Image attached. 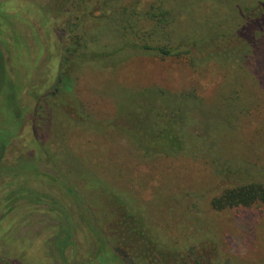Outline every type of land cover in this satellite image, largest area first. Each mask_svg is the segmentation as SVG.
<instances>
[{
    "label": "rangeland",
    "instance_id": "obj_1",
    "mask_svg": "<svg viewBox=\"0 0 264 264\" xmlns=\"http://www.w3.org/2000/svg\"><path fill=\"white\" fill-rule=\"evenodd\" d=\"M161 1L171 12L174 43L230 31L243 3ZM158 2L70 0L58 11L57 0H0V55L22 112L0 161V264H125L109 252L103 223L68 191V185L85 190L92 184L111 196L109 206L126 203L137 210L161 244L192 249V260L264 264V204L221 212L210 207L231 186L264 184L258 75L250 66L243 72L219 62L192 72L173 59L119 50L124 40H142V19ZM125 19L137 31L126 38ZM77 42L104 57L81 64L62 86L67 51ZM250 75L255 79L246 83ZM187 94L198 103L181 101ZM67 99L81 110L72 117L76 127L50 103L64 106ZM2 100L0 127L7 133L10 117ZM148 106L154 108L151 123L142 119ZM171 113L177 122L187 118L186 126L175 125L180 135L185 127L184 150L165 155L152 140L167 131Z\"/></svg>",
    "mask_w": 264,
    "mask_h": 264
},
{
    "label": "trees",
    "instance_id": "obj_2",
    "mask_svg": "<svg viewBox=\"0 0 264 264\" xmlns=\"http://www.w3.org/2000/svg\"><path fill=\"white\" fill-rule=\"evenodd\" d=\"M57 1V9L58 11H62L70 0ZM75 1L80 3L84 2V0ZM242 1L243 3L240 5L237 13V24L231 26L232 29L230 31L221 32V34L216 35V37L212 34L209 37L204 34L199 39H179L177 43H174L172 42L170 32V28L174 23L169 19V17H171V12L165 9L164 2L159 0L157 5L152 6L149 13H146L142 19L143 25L147 26V28L143 27L144 37L142 40L137 44L124 40L126 42H123L119 50L142 52L160 59H173L186 65L192 72L204 66L214 67L218 62L228 66V68H235L243 72L244 69L250 66L249 68H251V71L258 75L257 81L259 83L255 84L257 86H262L264 100V0ZM64 12L66 13L67 10ZM123 13L125 14L124 17H130L127 10H123ZM126 22H128V19H125V23ZM128 23L129 25L122 29L121 35L124 38H126L127 35L133 34V32H137L134 30L131 23ZM135 25L137 28V24ZM159 34H161L162 38H159ZM157 36L160 41L159 43H157L155 39ZM80 39L81 38L78 37V41H80ZM78 45L79 42H77L78 48L76 47L73 50L67 51V59L70 64L61 70L63 73L60 74L59 83H61L62 86L68 84L70 77L74 75V72L81 64L102 60L101 58L104 57L103 54H95V52L91 50L85 52V44ZM213 50H217V52L215 54L208 53V51ZM0 57L2 61L0 62V99H3L2 102L4 101L6 105L5 111L10 117L7 133L3 130L5 128L4 124L0 127L1 161L7 143L15 136L19 128L22 112L18 101V90L16 85L8 73L6 74L5 65H3V63L5 64L3 61L4 58H2V55H0ZM261 74H263V76H261ZM259 77H261L262 82H260ZM247 78L248 79L245 80L246 83L250 82V79L251 81L255 79H253L251 75L250 78L248 76ZM184 97L185 98H180V100L187 103V105H189L190 100H194V104L198 103L197 96L194 97L192 94H187V96L185 95ZM176 99L177 98H170L169 102L176 104ZM54 101L55 100L50 101V103L52 102L51 104H53V110L57 111V114L59 113L60 116L61 112L65 113L68 119H71L70 122H72L73 127H76L78 121L72 117H77L81 110L78 108L75 101L71 103L67 99L64 101V106L63 103H56L55 105ZM148 107L150 108H147L145 111L148 116L147 118L143 116L142 119L144 118L143 122L146 121L147 123H151V119L155 115L151 116V119L149 117L153 113L154 108L151 106ZM261 113H264V106L261 107ZM168 117L169 121H171L170 118L172 121L169 123L167 131H162V135L164 136L157 132L152 143L154 148L159 151L160 149L163 150L165 155L179 154L184 150L183 139L185 137L183 131L185 127H178L181 136L177 132V127H175V125L178 123H180L181 126L185 125L187 118H185L184 122L183 119H179L177 122L174 113L169 114ZM155 119L156 118H154V120ZM154 120L153 123H156ZM170 132H175V134L181 138L179 137V140H174L172 136L169 137ZM5 135L7 137L3 139ZM95 176L96 172L89 173L88 177L90 182L96 183ZM68 191L71 194H77L85 201L87 204L86 206L98 217L99 226L100 222L103 223L100 229L103 233V237L108 241L109 252L114 256L117 255L125 264H208V261L202 260L203 257H201L200 260L194 257V260H192L190 256L193 255V251L190 248L186 250L176 249L161 244L155 232L148 227L145 228L144 219L137 210L126 203L119 204L111 202V206L115 208L109 206V202L106 201H108V198L111 199V196L109 195L106 197L102 191L98 190L97 185L92 184L85 190L79 186L73 189L68 185ZM262 204H264V184L262 183L231 186L210 201L211 209L216 212L231 209H251L252 207ZM114 218H116L117 221ZM108 219H114L115 222L108 223ZM151 231L153 232L152 236L150 235Z\"/></svg>",
    "mask_w": 264,
    "mask_h": 264
}]
</instances>
